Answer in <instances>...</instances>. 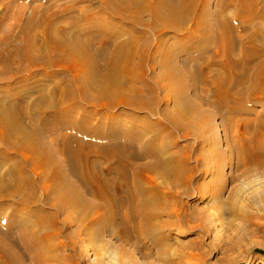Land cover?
<instances>
[{
	"label": "rangeland",
	"instance_id": "1",
	"mask_svg": "<svg viewBox=\"0 0 264 264\" xmlns=\"http://www.w3.org/2000/svg\"><path fill=\"white\" fill-rule=\"evenodd\" d=\"M7 2L0 0V20ZM64 2L9 1L5 21L0 23V37L22 11L25 16L32 9L44 13L54 3L61 8L72 5L70 13L75 9L74 14L79 7L88 14L95 12L99 20L92 23L111 24L113 32L119 31L122 42L134 38L141 44V34L146 35L150 43L146 62L141 74L133 73L130 78L134 88L144 90L138 96L151 104L143 109L138 105L95 108L78 102L77 110L88 111L92 117L91 128L81 130L48 123L51 130H45L44 136L48 141L70 138L73 149L77 144L85 146L92 161L103 169L107 147L112 144L125 149L124 153L131 151L137 155L132 161L134 165L155 163L154 171L145 173L142 181L150 208L141 202L144 192L135 186L136 174L131 168L124 172L134 195L132 204L122 203L119 215L105 216L102 211V217L95 221H89L94 217L93 210L81 213L78 208L69 207L58 212L55 205L60 201L52 198L55 193L43 189L39 176L34 177L39 186L12 195L7 206L0 208V238L10 233L12 241L6 242L14 244L19 264H264V78L260 84L247 71L245 80L239 81L240 75L232 80V70L243 71L244 47L251 49L248 35H253L257 28L261 31V21L256 25L250 23L244 32L234 17L236 1L227 0L224 14L235 28L236 36L232 54L226 59L221 48L204 39L199 31L197 18L203 0L199 1L190 22L177 32L154 30L149 25L150 16L145 13L139 17L144 23L142 27L98 10V1ZM218 3L219 0H210L211 25L217 20ZM163 58L175 59L180 81L161 73L159 62ZM258 60H251L250 66ZM226 62L236 68L225 71ZM61 73L64 71L59 66L48 69L32 66L14 80L0 84V90L25 92L22 94H29V99L35 100L44 88L51 91L56 79L58 83L65 82ZM130 83L123 80L122 84L129 87ZM227 91L236 99L227 98ZM132 97L136 95L126 89L124 99ZM25 111L24 119L29 124L35 119L36 111ZM75 118L78 121L79 114ZM40 123L43 125L44 120ZM113 129L119 133L108 135ZM136 130H142L141 134L128 135V131ZM256 136L262 141L263 149L251 156L242 146ZM249 157L253 160L248 161ZM8 167L3 165L0 169L4 177ZM68 179L88 200H93L72 174ZM13 184L12 181L11 187ZM29 194L35 198L36 205L33 200L22 203ZM132 209L140 214L134 219L128 216ZM50 212H57L54 219L46 217ZM12 213L26 221V232L9 224ZM147 218L154 223V231L145 229ZM180 230L184 236H176Z\"/></svg>",
	"mask_w": 264,
	"mask_h": 264
},
{
	"label": "bare ground",
	"instance_id": "2",
	"mask_svg": "<svg viewBox=\"0 0 264 264\" xmlns=\"http://www.w3.org/2000/svg\"><path fill=\"white\" fill-rule=\"evenodd\" d=\"M9 1L11 0H8L2 8L3 16L0 23L5 21ZM29 1L32 2V0ZM58 1L65 4V0ZM78 1L80 0H72L73 3H79ZM92 1H98V10L135 25L143 27L144 23L139 17L145 13L150 16L149 25L154 30L169 29L171 32H177V29L185 26L196 14L195 9L200 0H90L88 3ZM235 1L234 17L238 19L241 29L243 28L246 32L247 25L253 22L256 25V22L260 21L262 29L260 31L257 28L253 35H248L251 49L244 47L243 71L241 68L237 71L232 70V80L238 75H240L239 81L245 80V72L248 71L252 73V79L261 84L264 78V0ZM226 2L227 0H219L218 15L215 16L217 20L211 25L212 15L208 9L210 0H203L197 25L204 39L215 42L221 48L224 57L228 59L232 54L236 32L229 18L224 14ZM56 8L58 10H55ZM46 9L47 7L44 10L47 12L44 13L32 9L27 16L23 14V11L18 13L19 16L12 20L6 33L0 37L1 85L14 80L18 74L36 65L40 69L59 66L64 71L61 73L62 77L66 79L62 84L54 79L52 90L46 91L44 88L42 92L39 91L35 100H30L29 94H22L25 92L4 93L0 90V169L3 165L9 166L6 177L0 171L3 175H0V208L7 206V200L11 199L12 195L22 193L25 188L33 189L39 186V182H34V177L39 176L41 187L54 192L55 197L52 198L60 201L58 205H55L58 212L69 207L78 208L81 213L93 210L94 217H91L89 221L100 219L102 211L106 214L105 216L111 213L119 215L122 203L132 204L134 201L127 174L124 172L130 168L136 174L135 186L144 192L141 202L150 208V201L142 187V181L146 177L145 173L154 171L155 163L134 165L132 161L138 158L137 155L131 151L124 153L125 149L112 144L107 147L108 151L104 158L106 168L103 169L97 162L92 161L93 157L86 152L85 146L77 144L73 149L70 138H54L48 141L44 136L45 130H51L47 127L48 123L54 122L63 127L90 129L92 117L88 111L77 110L75 105L78 102L95 108H114L118 105L127 107L138 105L145 108L146 105L151 104L138 96H142L144 90L134 88L132 84L134 81L130 78L133 73L141 74L140 71L146 62L150 49L146 35L144 37L141 34V44L133 37L134 41L122 42L119 31L113 32L111 24L92 23L99 20L95 12L91 11L92 13L88 14L83 7H79L74 14L75 9H73L74 13H70L72 5L61 8L56 3L52 4L49 10ZM64 24L68 27L61 26ZM82 24L86 28H83ZM254 59L259 60L250 66V61ZM159 63L161 73L180 81V72L174 58H163ZM225 65V71L236 68L230 66L229 62ZM123 80L131 82L129 87L123 86ZM126 89L140 99L136 97L124 99ZM180 89H182L181 85ZM227 92V98L236 99L229 91ZM24 96L26 97L23 100ZM24 106L26 109L23 108ZM61 106L65 108H60ZM32 109L36 111L35 119L27 124L24 119L25 110ZM75 114H79L78 121ZM41 120H44L43 125L40 123ZM141 132L142 130L128 131V135L135 137ZM118 133V129H113L107 134ZM99 136L103 137L102 134ZM257 137L246 141L242 146L251 156L263 149L262 141ZM247 160L253 159L249 157ZM118 169L123 171L118 173ZM70 174L74 176L79 186L88 190L93 200H88L77 185L69 181ZM104 175L108 176L104 177ZM12 181L14 184L11 187ZM31 200L36 205L35 198L32 199L30 194L22 203H29ZM56 213L50 212L46 217L54 219ZM139 215L134 209L129 210V218L134 219ZM35 220L38 226L40 217ZM9 224L19 230L23 229V232L27 231L26 221L22 220L17 213H12ZM144 226L147 230H155V225L149 218L145 219ZM121 229L125 230L124 225ZM35 233H32L34 239ZM38 235L39 233L36 234L37 239ZM184 235L181 230L176 232V236ZM11 237L10 233H4L0 238L1 264H19V255L15 251L14 244L6 242L12 241ZM34 242L36 245L37 241ZM150 253L151 251L147 254Z\"/></svg>",
	"mask_w": 264,
	"mask_h": 264
}]
</instances>
